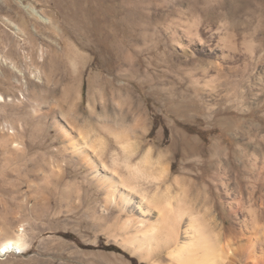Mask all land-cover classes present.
<instances>
[{
  "label": "rangeland",
  "instance_id": "obj_1",
  "mask_svg": "<svg viewBox=\"0 0 264 264\" xmlns=\"http://www.w3.org/2000/svg\"><path fill=\"white\" fill-rule=\"evenodd\" d=\"M0 94V131L18 141L0 145V244L26 243L0 264L170 263L124 247L126 215L98 219L103 192L58 123L100 137L101 124L125 127L237 264L241 246L264 259V0H0Z\"/></svg>",
  "mask_w": 264,
  "mask_h": 264
},
{
  "label": "bare ground",
  "instance_id": "obj_2",
  "mask_svg": "<svg viewBox=\"0 0 264 264\" xmlns=\"http://www.w3.org/2000/svg\"><path fill=\"white\" fill-rule=\"evenodd\" d=\"M2 102L5 99L0 94ZM56 125L65 140L79 138L77 144L74 143L77 140L70 142L71 147L64 151L70 160H76L87 170L91 180L103 192L104 212L98 219L107 215L110 209L116 210L118 215H126L122 224H114V227L134 230L132 236L123 238V245L141 260L148 261L151 257L152 261L153 252L164 249L169 264L238 263L235 250L220 240L222 228L196 208L178 177L169 182L167 165L159 157L153 159L150 149L139 150L138 145L128 137L125 127L109 124L98 127L104 136H111L110 139L121 146L119 154L107 152L109 144L104 136L92 135L88 128L82 131L59 123ZM0 138L2 147H18L14 131L2 130ZM215 147L210 148L213 155ZM135 155L137 159L133 161ZM104 156H108V161ZM233 231V225H229L224 233L231 234ZM25 246L23 235H13L0 244V257L12 251L19 254ZM261 250L264 251V246ZM238 252L239 256H245V264L264 263V259L257 258L255 250L250 247L241 246ZM157 263L154 261L152 264Z\"/></svg>",
  "mask_w": 264,
  "mask_h": 264
},
{
  "label": "trees",
  "instance_id": "obj_3",
  "mask_svg": "<svg viewBox=\"0 0 264 264\" xmlns=\"http://www.w3.org/2000/svg\"><path fill=\"white\" fill-rule=\"evenodd\" d=\"M108 250H116L113 246H111L110 248H108Z\"/></svg>",
  "mask_w": 264,
  "mask_h": 264
}]
</instances>
